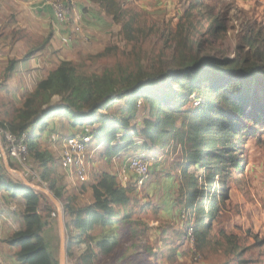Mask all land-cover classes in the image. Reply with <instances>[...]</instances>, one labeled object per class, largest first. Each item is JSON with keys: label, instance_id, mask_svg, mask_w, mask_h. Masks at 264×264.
<instances>
[{"label": "rangeland", "instance_id": "rangeland-1", "mask_svg": "<svg viewBox=\"0 0 264 264\" xmlns=\"http://www.w3.org/2000/svg\"><path fill=\"white\" fill-rule=\"evenodd\" d=\"M118 1L124 21H129L132 27L130 28L131 40L126 41L123 38L121 24L112 23L111 18L104 13L106 17H109V20H106L108 31L98 37L93 35L90 39L88 37V40L84 41L86 44L67 56L70 59L64 57L55 59L53 62L49 61L43 70L44 76L40 80L47 78L61 63L68 62L79 75L89 76L94 73L98 76L118 79L132 74L133 78L141 82L146 76L157 77L163 73L177 71L182 68L184 62H191L205 56L231 59L238 54L242 57L249 51L247 44L249 35L253 36V31L257 28L264 33V0H198L200 4L198 8L189 7L186 0ZM2 2L6 4L5 0ZM95 4L102 10L98 3ZM0 9L4 15H2L0 30L5 29V24L10 28L14 22L18 21L16 8L8 9V6L0 5ZM218 14L221 20H225V30L217 29L218 21L215 17ZM82 29L85 34L84 28ZM41 36L34 40L44 41L43 35ZM257 46L258 44H255L253 48ZM36 85L31 91L25 90L18 93L16 100L9 102L1 100L0 132L6 128L13 131L12 128L22 120L21 117L25 111L37 109L36 104L39 101L34 98L28 105L32 106L31 109L26 110L28 106H25L26 100L36 90ZM59 99L58 94L52 97L53 103L58 102ZM137 99V116L129 122L128 130L121 129L114 123L111 124L118 133L110 144L119 143L122 134L130 133L132 128L138 136L134 133L131 146L127 149L125 146L111 156L109 151V153L105 151L106 146L96 144V140L93 139L88 150L90 157L87 160L89 170L86 181L73 180L74 183H72L69 179L72 177L67 176L66 172L59 168L54 150L48 151L53 156L52 161L45 168L35 164L28 154V172L8 157H0V164L3 167L4 159H6L10 168L19 172L10 173L6 170L7 181L26 186L22 181L21 177H23L30 184L47 190L53 196L54 192L60 191L61 198L56 199L60 210L64 213L65 246L68 243L66 222L70 221L63 209L67 198L72 199L77 205H87L92 202V188L101 181V173L114 177L115 186L126 187L131 201L128 212L132 218L126 219L128 223L114 225L113 229L117 227L119 244L113 247L111 253L97 259L95 264H122L118 256L124 245L130 242L141 250L155 249V257L150 264H264V125H255L250 122L245 124V127L254 133L245 141L238 155V161H242L245 167L242 175H237L230 170L231 166L214 165V169L219 172H222V168L230 170V200L215 217L207 241L199 247L195 241L186 239L182 229L181 225L185 222L183 219L187 218L189 210H184L177 187L174 186V190L171 188L168 194L165 191L169 182L164 177L172 174L175 176V181L179 171V168L174 170L169 168L171 163H177L181 159L179 147H175L174 142L164 147L157 155L153 147L143 151L150 160L151 167L148 178L139 188L135 187L130 173L122 172L129 159L142 151L135 142L143 140L138 132L144 127L149 112L148 107H144L141 103L142 98ZM122 103L123 100H120L108 107V112L100 111L99 114L116 115ZM51 119H57L61 127L65 124L75 127L77 131L82 129L89 131L98 127V124L89 125L88 120H84L81 125L72 126L67 118L60 116L58 118L54 115ZM31 128L29 127L26 131L30 133ZM60 130L65 134L64 129L60 128ZM2 145L3 136L0 133V147ZM203 172L199 170L197 175ZM34 174H37L39 178L34 177ZM176 181L178 184L179 181L177 179ZM26 187L36 193V204L33 205V200L28 198L27 201L22 197H16L11 201L9 204L16 210L14 214L7 215L10 225L6 221L1 222L2 233L5 231H7L6 234L12 233L14 226V229H17L14 232L17 234L13 235L14 239L19 233L28 231V227L22 226L19 219L21 216L31 219L34 223V219L37 220L36 223L43 221L44 230L41 231L40 237L46 243L50 258L55 259L58 264L57 208L45 192L36 187ZM166 207H171L173 210L168 213ZM52 212H55V216ZM110 229L111 227H102L100 232H111L112 229ZM133 233H135L134 237H132ZM164 233L167 234V241L163 240ZM181 240L185 243L178 249L179 255L175 257L173 250L178 247ZM163 249L171 251L166 259H161ZM68 253L66 247L65 264H72V262L75 264L76 254L75 256L69 254V256ZM195 254L198 256L196 260ZM143 257L141 255L136 259L140 264H147ZM37 259L38 257H34L33 261H38Z\"/></svg>", "mask_w": 264, "mask_h": 264}, {"label": "trees", "instance_id": "trees-1", "mask_svg": "<svg viewBox=\"0 0 264 264\" xmlns=\"http://www.w3.org/2000/svg\"><path fill=\"white\" fill-rule=\"evenodd\" d=\"M90 1L98 3L112 23L121 24L123 38L131 40L132 27L129 21H124L118 0ZM186 2L189 7L200 6L198 0ZM215 19L218 21L217 29L225 30V20L220 19V14ZM253 32L254 35H249L247 39L249 51L242 57L238 54L231 59L205 56L184 62L177 71L157 77L146 76L141 82L132 74L118 79L94 73L79 75L73 66L63 62L47 78L38 81L36 90L26 100L25 106L33 98L39 101L37 109L25 111L22 120L12 128L14 132L8 131L18 134L32 127L25 141L28 154L35 164L45 168L52 161V156L40 148L37 134L47 126L49 119L54 115L64 117L72 126L88 120L91 126L98 124V127L89 130L92 138L96 144L106 146L105 151H109L111 156L125 146L126 149L130 147L135 133L132 128L130 133L122 134L119 143L111 145L118 133L111 124L128 130L129 122L137 116V98H142L141 103L148 107L149 115L138 132L143 140L135 144L144 152L153 147L155 155L170 143L174 142L175 147H179L181 159L171 163L169 168H179L176 174L179 181L177 190L184 210H189L187 218L183 219L186 224L184 234L187 226L192 227L195 243L201 247L207 241L215 217L230 200L229 171L233 170L237 175L245 171L244 163L238 161V155L245 141L254 133L245 124L264 125V33L260 28ZM47 39L41 43L42 46ZM255 44L258 46L253 48ZM55 94L60 99L53 103ZM120 100L123 103L116 115L99 114L100 111L108 112V107ZM31 108L30 105L26 110ZM215 164L228 165L231 169L222 168V172H219L214 169ZM199 170L204 172L198 176ZM6 174L0 164V189L5 188L13 197H22L27 201L29 198L33 200V205L36 204V193L25 185L7 181ZM100 180L92 188L91 204L80 206L70 198L64 202L63 209L70 218L66 222L69 246L72 238L77 234L82 235L86 228L95 224H113L130 217L127 211L118 218L119 212L112 207L127 209L131 203L126 195L129 190L121 185L115 186V178L105 173H101ZM53 194L55 198H61L60 191ZM26 219L28 231L19 233L13 239L21 247L19 261L57 264L55 259L50 258L46 243L40 237L43 221L36 223L34 219V223ZM111 232L113 234L114 230ZM107 238L103 239V246ZM110 238L113 239L110 246H116V239ZM34 257H38V261H33Z\"/></svg>", "mask_w": 264, "mask_h": 264}, {"label": "crops", "instance_id": "crops-1", "mask_svg": "<svg viewBox=\"0 0 264 264\" xmlns=\"http://www.w3.org/2000/svg\"><path fill=\"white\" fill-rule=\"evenodd\" d=\"M72 1L76 3V11L81 16V24L86 35L83 34L86 39H83L80 35V37L77 36L76 40L71 45L65 46L61 43V37L64 33L69 31L70 25H64L57 21L52 10L43 0H5L6 4L0 0L1 6L6 5L8 9L9 7L16 8L15 13L18 15V21L14 22L10 28L5 24V29L0 30V104L1 100L6 102L16 100V98H18V93L24 92L25 90L31 91L42 76H44L43 70L49 64V61L53 62L55 59H63L64 57L70 59L67 56L71 52L80 49L81 45L86 44L84 41L88 40V37L89 39L92 35L98 37L108 31L106 20H109V17H106L104 12L94 2L90 0ZM2 15V9H0V25L1 19H3L4 16ZM41 35H43L44 40L48 38L43 46L41 45L43 41L41 42L40 40L38 42V39L36 41L34 40L37 37L41 38ZM60 124L61 123H59L57 119H51L47 126L45 128L43 127V130L37 134L41 145L40 148L47 152L54 150L57 159L60 151V140L78 132L75 127L65 124L61 127ZM60 128L64 129L65 134H63ZM164 178L169 182L167 185L168 188L165 190L168 194V191L171 188L173 189L174 186L177 187L178 184L176 179L174 181L175 176L172 174ZM69 179L74 183V178ZM173 181L176 185H174ZM128 192L129 191H127V193ZM15 198L16 197H13L7 189H0V256L5 259L8 264H28L18 259L21 247L16 242H13V235L17 234L14 233L17 229H14L15 227L13 226L12 233L7 234V231L2 233L1 229V222L6 221L9 225L11 224L7 215L14 214V210H16L14 206L9 204L11 201L15 200ZM91 203L92 202L87 205ZM112 207L119 212L118 218H120L124 216L126 210L128 211L130 205L127 209L122 206L112 205ZM171 210H173L171 207H166V212L169 213ZM129 218L132 217L130 216ZM19 219L22 222V226L27 227V219L23 216ZM117 223H128V220L125 219L124 221H118L104 226L95 224L92 227L86 228L82 235L78 236L77 234L72 238L70 246L67 243L66 247L67 251H69L68 255L72 254L75 256L76 254L77 262L75 264H95L97 259L111 253L115 246H110L113 240L110 237L112 236L116 239V247L119 244L117 227L113 229L114 225ZM130 225H132V223H130ZM181 226L182 229L186 228L185 223ZM102 227H111L112 231L114 230L113 234H111L112 232H100V228ZM42 230H44V227ZM134 236L135 233H133L132 237ZM106 238L107 241L103 246V239ZM166 238L167 234L164 233L163 240L167 241ZM184 243L185 241L181 240L178 247L173 250L175 257L179 255L178 249H180ZM150 249L151 248H145V250H141L137 245H134L133 242H130L124 245L118 258L122 264H140L136 257L142 255L144 256V261L150 264L151 261L154 260L153 257H155V249ZM170 252L167 251V249H163L161 259H166ZM72 264H74V262H72Z\"/></svg>", "mask_w": 264, "mask_h": 264}, {"label": "built area", "instance_id": "built-area-1", "mask_svg": "<svg viewBox=\"0 0 264 264\" xmlns=\"http://www.w3.org/2000/svg\"><path fill=\"white\" fill-rule=\"evenodd\" d=\"M52 10L57 21L64 25H70L69 31L61 37V43L65 46L71 45L77 38L82 36L83 27L81 24V16L76 11V3L72 0H43ZM3 136V145L0 150V157H8L16 162L25 171H29L28 150L26 146L27 131L14 134L8 130H1ZM93 140L88 130H80L60 140V151L58 157L59 167L66 172L67 176L74 178L75 181L84 182L88 176L87 160L89 158V145ZM137 143V142H135ZM151 162L143 151L132 156L122 172H128L133 176L135 187L142 186L149 176ZM36 178L37 174H34ZM125 179V177H124ZM43 184V183H42ZM55 216V212H52ZM186 239L195 241L193 229L187 226ZM194 259H198L195 254ZM0 264H8V262L0 256ZM70 264V263H68Z\"/></svg>", "mask_w": 264, "mask_h": 264}, {"label": "water", "instance_id": "water-1", "mask_svg": "<svg viewBox=\"0 0 264 264\" xmlns=\"http://www.w3.org/2000/svg\"><path fill=\"white\" fill-rule=\"evenodd\" d=\"M0 150H1V147H0ZM4 158H6V157L4 156ZM4 167L10 173H12V172L19 173L18 171H15L12 168H10V166H9V164H8V162H7L6 159H4ZM21 178H22V181L26 184V186H28L30 188H32V187L33 188H35V187L36 188H40L43 192H45L48 195V197L51 199V201L56 206L57 211H58V227H59V255H58V264H65L66 263L65 222H64V215H63L64 213L60 210L59 202L47 190H45V189H43L41 187L35 186L33 184H30L23 177H21Z\"/></svg>", "mask_w": 264, "mask_h": 264}, {"label": "bare ground", "instance_id": "bare-ground-1", "mask_svg": "<svg viewBox=\"0 0 264 264\" xmlns=\"http://www.w3.org/2000/svg\"><path fill=\"white\" fill-rule=\"evenodd\" d=\"M36 189H39V190H41L40 188H36Z\"/></svg>", "mask_w": 264, "mask_h": 264}]
</instances>
